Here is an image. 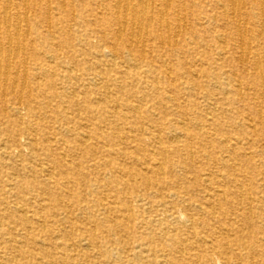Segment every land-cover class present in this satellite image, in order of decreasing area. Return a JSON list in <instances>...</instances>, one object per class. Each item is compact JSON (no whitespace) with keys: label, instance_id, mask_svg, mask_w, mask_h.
Listing matches in <instances>:
<instances>
[{"label":"rangeland","instance_id":"obj_1","mask_svg":"<svg viewBox=\"0 0 264 264\" xmlns=\"http://www.w3.org/2000/svg\"><path fill=\"white\" fill-rule=\"evenodd\" d=\"M0 47V264H264V0H0Z\"/></svg>","mask_w":264,"mask_h":264},{"label":"bare ground","instance_id":"obj_2","mask_svg":"<svg viewBox=\"0 0 264 264\" xmlns=\"http://www.w3.org/2000/svg\"><path fill=\"white\" fill-rule=\"evenodd\" d=\"M119 1V0H118ZM135 1V0H134ZM138 1V0H137ZM147 2V0H139V3L140 4H144V3H146ZM151 2H152V0H151ZM121 3V2H120ZM123 3H125V2H123ZM119 4V3H118ZM148 4V3H147ZM235 5H237L236 3H235ZM132 6V5H131ZM144 6V5H143ZM146 6V5H145ZM10 7H11V5H10ZM7 8H9V7H7ZM123 8V7H122ZM128 9H129V7H127ZM133 8H135V7H133ZM13 10V9H12ZM142 10H145V9H142ZM7 11V10H6ZM129 11V10H128ZM131 11V10H130ZM2 12L3 11H1V14H2ZM145 12V11H144ZM7 14V13H6ZM19 15V14H18ZM146 14H144V16H145ZM142 16V15H141ZM5 18V17H4ZM3 18V19H4ZM8 18V17H7ZM20 19V18H19ZM145 19V18H144ZM143 22V21H142ZM132 23V22H131ZM19 24H21L20 23V21H19ZM142 24V23H141ZM4 25V24H3ZM17 25H18V23H17ZM8 26H10V25H8ZM14 26V25H13ZM19 26V25H18ZM124 28V27H123ZM136 29H138V28H136ZM123 30H125V29H123ZM6 31V30H5ZM131 31V30H130ZM19 32V31H18ZM20 33V32H19ZM137 34V33H136ZM138 36H139V34H138ZM138 38V37H137ZM136 38V39H137ZM16 39V38H15ZM12 41V40H11ZM11 41H10V43H11ZM23 41V40H22ZM81 41V40H80ZM84 42V41H83ZM6 44V43H5ZM7 45V44H6ZM113 46V45H112ZM1 50H2V48L0 47V56L2 55V53H1ZM8 50V49H7ZM18 49H16V51H17ZM114 50V49H113ZM6 51V50H5ZM10 52H11V50H10ZM15 53H18V52H15ZM11 54V53H10ZM19 54V53H18ZM116 54V53H115ZM6 55H8V54H6ZM113 55V54H112ZM17 56V55H16ZM16 56H14V58L16 57ZM5 57H7V56H5ZM11 58H12V56H10ZM17 58V57H16ZM1 59H2V57H1ZM0 59V60H1ZM13 60V59H12ZM15 60V59H14ZM6 61V60H5ZM6 63V62H5ZM258 65H259V62L257 63ZM264 64V63H263ZM10 67V66H9ZM8 67V68H9ZM256 67V66H255ZM263 67V66H262ZM4 68H5V66H4ZM18 68V67H17ZM258 68H260V67H258ZM10 69V68H9ZM256 69H257V67H256ZM1 70V69H0ZM18 70V69H17ZM263 70V69H262ZM5 71H6V68H5ZM4 71V72H5ZM9 72H10V70H9ZM256 72V71H255ZM1 73V72H0ZM6 74V73H5ZM4 74V75H5ZM8 75H9V73H8ZM1 76V75H0ZM6 77V76H5ZM263 85V84H262ZM264 90V89H263ZM108 91V90H107ZM264 99V98H263ZM138 107V106H137ZM89 137V136H88ZM21 150V149H20ZM23 151V150H22ZM19 153V152H18ZM31 156V155H30ZM46 175V174H45ZM167 194H169V193H167ZM171 198V197H170ZM155 207V206H154ZM212 215V214H211Z\"/></svg>","mask_w":264,"mask_h":264}]
</instances>
